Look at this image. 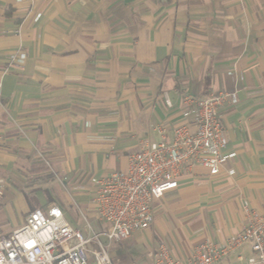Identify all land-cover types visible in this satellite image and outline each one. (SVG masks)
<instances>
[{
  "label": "crops",
  "instance_id": "crops-1",
  "mask_svg": "<svg viewBox=\"0 0 264 264\" xmlns=\"http://www.w3.org/2000/svg\"><path fill=\"white\" fill-rule=\"evenodd\" d=\"M18 48L26 60L9 66ZM0 83V207L22 213L4 233L50 205L100 231L89 179L126 170L160 129L171 139L183 96L219 92L237 95L220 111L222 153L234 157L217 176L184 174L112 256L153 264L163 243L189 259L236 236L246 208L264 215V0H0ZM251 254L246 245L228 261Z\"/></svg>",
  "mask_w": 264,
  "mask_h": 264
},
{
  "label": "built area",
  "instance_id": "built-area-1",
  "mask_svg": "<svg viewBox=\"0 0 264 264\" xmlns=\"http://www.w3.org/2000/svg\"><path fill=\"white\" fill-rule=\"evenodd\" d=\"M26 57L18 48L9 56V66L23 65ZM236 102V92L183 96L185 122L173 129L171 139L160 129L159 141H145L139 151L128 155L126 170L89 179L94 187L92 208L105 227L94 232L86 221L84 233L68 222L60 207L35 208L10 233H4L0 224V264H112L110 246L149 227L154 220L152 203L177 189L184 174L199 166L217 176L222 165L234 157L222 153L226 139L220 111ZM4 189L5 181L0 178V203ZM245 213V226L223 244L203 242L191 258L179 260L161 243L153 254V264H230L228 258L246 245L252 254L239 255L236 264H264V215L247 208Z\"/></svg>",
  "mask_w": 264,
  "mask_h": 264
},
{
  "label": "rangeland",
  "instance_id": "rangeland-1",
  "mask_svg": "<svg viewBox=\"0 0 264 264\" xmlns=\"http://www.w3.org/2000/svg\"><path fill=\"white\" fill-rule=\"evenodd\" d=\"M29 205H30V208L29 209H32L34 206H33V202L32 201H29L28 202ZM33 210V209H32ZM44 210V209H42ZM22 217V213L19 209H16V208H12L10 206H6V207H0V224L6 226V227H13L15 224H19V221H20V218ZM76 219L77 221H79V228L80 230H82L84 233H86V229H85V222H89L90 225L92 226V229L94 232H97L99 231V229H95L97 228L96 225H95V222L94 220L90 219V217H88L83 211H78L76 209ZM85 218V219H84ZM97 222V226H101L102 227H105V224L101 221H99L98 219H96ZM119 245L118 244H113L110 246L109 248V254L111 256V260H112V264H122V260L125 258V257H120V258H113V254L115 253L116 251V246ZM167 247V246H166ZM168 250H170V254L173 258H176V259H179V260H184L183 256H181L179 253H176L175 251H172L169 247H167ZM144 251V249H142ZM142 251V253H143Z\"/></svg>",
  "mask_w": 264,
  "mask_h": 264
}]
</instances>
